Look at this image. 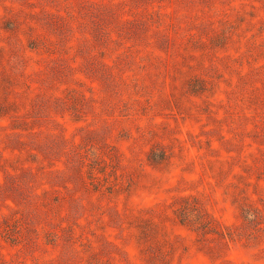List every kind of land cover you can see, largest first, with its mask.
Returning <instances> with one entry per match:
<instances>
[{
    "label": "rangeland",
    "instance_id": "1",
    "mask_svg": "<svg viewBox=\"0 0 264 264\" xmlns=\"http://www.w3.org/2000/svg\"><path fill=\"white\" fill-rule=\"evenodd\" d=\"M0 264H264V0H0Z\"/></svg>",
    "mask_w": 264,
    "mask_h": 264
}]
</instances>
